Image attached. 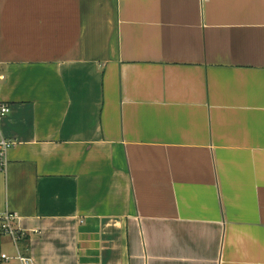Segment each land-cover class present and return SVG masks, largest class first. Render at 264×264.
<instances>
[{
	"label": "crops",
	"instance_id": "obj_1",
	"mask_svg": "<svg viewBox=\"0 0 264 264\" xmlns=\"http://www.w3.org/2000/svg\"><path fill=\"white\" fill-rule=\"evenodd\" d=\"M0 105L32 264H264V0H0Z\"/></svg>",
	"mask_w": 264,
	"mask_h": 264
},
{
	"label": "built area",
	"instance_id": "obj_2",
	"mask_svg": "<svg viewBox=\"0 0 264 264\" xmlns=\"http://www.w3.org/2000/svg\"><path fill=\"white\" fill-rule=\"evenodd\" d=\"M10 112L5 106L0 105V119L7 116ZM13 142L5 140L0 133V170L3 171L7 158L6 153L13 146ZM16 219L15 214H6L0 216V232L2 235L11 239L12 245L16 250L15 259L19 264H32L31 260L25 257L20 250L21 242L26 239L25 234L14 226V220ZM0 260H10L6 254H0Z\"/></svg>",
	"mask_w": 264,
	"mask_h": 264
},
{
	"label": "trees",
	"instance_id": "obj_3",
	"mask_svg": "<svg viewBox=\"0 0 264 264\" xmlns=\"http://www.w3.org/2000/svg\"><path fill=\"white\" fill-rule=\"evenodd\" d=\"M21 243H26V239H24ZM20 249L22 250L21 245H20Z\"/></svg>",
	"mask_w": 264,
	"mask_h": 264
}]
</instances>
